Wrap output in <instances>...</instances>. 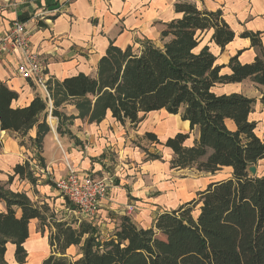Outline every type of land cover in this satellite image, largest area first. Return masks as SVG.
<instances>
[{
  "label": "trees",
  "instance_id": "trees-1",
  "mask_svg": "<svg viewBox=\"0 0 264 264\" xmlns=\"http://www.w3.org/2000/svg\"><path fill=\"white\" fill-rule=\"evenodd\" d=\"M175 8L182 15L165 23L162 45L145 39L134 51L111 43L98 64L97 76L81 72L55 83L52 115L59 118L57 131L70 133L63 125L75 116L60 109L70 98L76 103L77 116L89 122L104 120L108 111L121 124L129 121L135 126L153 111L181 115L190 131L164 141L154 131L146 132V139L173 150V168L196 167L212 174L230 168V176L208 183L197 198L159 212L150 227L127 214L121 216L108 238L102 237L95 222L58 219L49 204H37L26 192L12 191L0 181V199L5 201L0 211V264H11L6 257L10 244L17 264L27 261L25 242L33 218L39 220L42 234L49 230L51 253L42 264H264V173H258L264 139L256 132V121L250 119L256 100L239 92L215 90L219 84L245 78L264 86L260 33H241L258 48L255 59L241 63L238 54L232 56L231 71L223 73L216 54L208 44L202 45L210 29L212 40L222 49L235 39L222 10L201 9L188 1H179ZM18 95L0 86V150L3 131L26 135L33 127H37L33 142L40 149L51 129L49 104L35 96L29 105L13 107ZM195 131L198 135L189 142ZM147 151L151 159L161 158ZM252 165L257 166L256 175L249 171ZM17 176L38 181L29 161L16 163L8 181ZM68 206L74 208L71 203ZM72 245L79 247L76 257L67 254Z\"/></svg>",
  "mask_w": 264,
  "mask_h": 264
},
{
  "label": "crops",
  "instance_id": "crops-1",
  "mask_svg": "<svg viewBox=\"0 0 264 264\" xmlns=\"http://www.w3.org/2000/svg\"><path fill=\"white\" fill-rule=\"evenodd\" d=\"M179 1L192 2L209 11L222 10L224 20L236 34L235 39L222 49L212 40L213 30L210 29L204 34L202 45L208 44L216 54L217 62L224 65L223 73L231 71L228 62L232 56L238 54L241 63L252 62L259 52L252 45L251 38L241 36V33L258 31L264 45V0H0V34L9 33L15 21L25 23L31 32L34 48L46 65L48 84L53 94L55 83L67 77L81 72L97 76L98 64L111 43L123 49L131 46L134 51L145 39L162 45L161 32L165 23L182 15L175 8ZM23 59L18 49L0 52L1 85L19 94L12 101L13 107L27 106L35 96L45 100L43 90L36 83L25 80L17 73V64ZM215 90L227 94L239 92L255 98L250 119L256 121V132L264 139V86L245 78L241 82L219 84ZM74 102L70 98L60 106L66 115L75 116V119L63 125V130H68L72 135L65 131L59 134V118L56 121L53 116L49 117V124L55 128L51 127L46 133L40 149L33 142L37 127L30 128L26 135L16 131L2 132L0 171L3 170V173L0 174V181L7 183L12 191L26 192L40 205L50 199L63 202L65 197L53 190L52 182L56 183L67 172L68 162L85 173L111 176L113 184L109 196L101 203V211L113 215L115 226L120 225V218L117 217L125 214L139 225L149 226L145 177V166L148 165L144 161L143 132L146 134L154 130L149 128L148 119L137 126L129 121L121 124L108 111L104 120L89 122L87 118L77 116L78 109ZM170 120L173 121L172 125L168 124L170 131L161 136L164 140L187 131L185 128L189 127L188 121H184L183 128H179L175 119ZM229 124L233 126L232 121ZM166 149L167 154L173 155L170 147ZM25 161H29L35 169L38 181L30 184L27 179L17 176L13 182H9L16 163ZM162 165L153 161L149 168L157 167L154 171L158 176ZM226 169L230 171V168ZM34 185H37L36 190L41 197L33 193ZM130 204L136 207L135 211L125 210ZM4 209L5 201L0 199V211ZM35 221L39 224L37 218L29 222L30 235L25 242L27 260L30 262L31 257L34 259L33 255L41 250L44 253L41 255L43 263L51 253V245L48 239L37 235L35 227L32 229L31 223ZM11 245L12 249L8 248L6 257L11 255L15 259V247Z\"/></svg>",
  "mask_w": 264,
  "mask_h": 264
},
{
  "label": "rangeland",
  "instance_id": "rangeland-1",
  "mask_svg": "<svg viewBox=\"0 0 264 264\" xmlns=\"http://www.w3.org/2000/svg\"><path fill=\"white\" fill-rule=\"evenodd\" d=\"M264 100V97H263ZM147 119L150 123L149 128L153 129L157 135L159 136L160 140H163L161 136H163L166 133H168L170 130L169 125H172L173 121L170 119H175L177 122V125L179 128H183L184 121L181 119V115H173L166 113L165 111H154L147 115ZM47 119L49 120V115L47 116ZM50 121V120H49ZM57 121V119H56ZM169 124V125H168ZM168 125V126H167ZM56 126V125H55ZM151 126V127H150ZM264 127V121L263 125ZM53 128H55L53 126ZM185 130H189V127L185 128ZM196 135V132H193L191 134V138L189 139V142L194 136ZM143 146H144V161L148 166H145V177H146V192H147V207H148V222L150 227L153 224V220L155 219L156 215L159 212L170 210L172 208L179 207L180 204L185 203V201L190 200L192 198L198 197V192L205 188V186L217 179H223L230 176V171L226 168L218 170L215 172V174H212L210 172L197 170L196 167L193 168H173L171 166L170 158L173 156L172 154H167V149L162 144H156V143H150L146 137L145 133L143 132ZM152 151V153H157L161 155V158L158 160L151 159L149 156V153L147 150ZM147 160H150L152 163H149ZM153 161L158 163L159 165L163 163V167L160 171V174H158L159 178H157V171H154V169H158L157 167L149 168V166L153 165ZM3 173V170L0 171V174ZM164 173V174H163ZM258 173H264V160L260 161L258 165ZM46 180H43L45 182ZM27 183L33 184L30 181L27 180ZM26 185V184H25ZM53 190L59 192L56 189V183L55 181L52 182ZM179 187V188H178ZM6 188H9V186L6 184ZM33 193L39 195L41 197L42 195L37 192V185H34ZM10 189V188H9ZM24 189V188H23ZM61 196V194H58ZM60 196H56V198H59ZM47 204L50 205V208L54 209L57 218L58 219H64L66 218L68 221H75V218L77 215L72 213V211H69L66 209V206L70 204L66 198L63 199V202H53L52 199L46 201ZM126 208V207H125ZM67 210V211H66ZM126 211L127 208L125 209ZM19 212V210H18ZM198 207L195 208L194 213L197 214ZM104 213V214H103ZM137 214V212H136ZM113 215L109 212L106 214L104 211H101L99 217L94 221L101 230V235L103 238H108L111 233L117 228L115 226ZM111 218V219H110ZM116 218V217H114ZM120 218V217H117ZM32 229L35 227L37 230V235L42 238L44 237L46 240L49 237V230H46L45 234L43 236L41 235L40 231V225L38 224V221H35V223H31ZM143 226V225H142ZM9 248L12 249V245H9ZM41 254H34V259L31 257L30 262L27 260L25 264H42L41 262V255L43 251L39 250ZM11 254V253H10ZM67 254L73 257L78 256L79 254V247L73 246L68 251ZM11 257V255H10ZM7 259L11 264H17L16 259L13 257ZM37 257V258H36Z\"/></svg>",
  "mask_w": 264,
  "mask_h": 264
},
{
  "label": "built area",
  "instance_id": "built-area-1",
  "mask_svg": "<svg viewBox=\"0 0 264 264\" xmlns=\"http://www.w3.org/2000/svg\"><path fill=\"white\" fill-rule=\"evenodd\" d=\"M15 49L20 50L24 58L17 64V73L27 81L32 80L43 90L49 104L48 115L53 116L54 103L48 84L46 65L34 48L30 30L21 21H15L9 33L0 34V52H10ZM53 117L58 120L57 117ZM50 126L53 127L52 124ZM66 164L67 172L56 181V189L74 206V208L69 206L66 208L77 215V218L94 222L100 215L102 201L109 196L113 179L110 175L96 176L82 172L68 162ZM126 208L128 212L136 210L132 204L127 205Z\"/></svg>",
  "mask_w": 264,
  "mask_h": 264
},
{
  "label": "water",
  "instance_id": "water-1",
  "mask_svg": "<svg viewBox=\"0 0 264 264\" xmlns=\"http://www.w3.org/2000/svg\"><path fill=\"white\" fill-rule=\"evenodd\" d=\"M249 171H250V173H252L253 175H256V174H257V166L252 165V166L249 168Z\"/></svg>",
  "mask_w": 264,
  "mask_h": 264
},
{
  "label": "bare ground",
  "instance_id": "bare-ground-1",
  "mask_svg": "<svg viewBox=\"0 0 264 264\" xmlns=\"http://www.w3.org/2000/svg\"><path fill=\"white\" fill-rule=\"evenodd\" d=\"M50 118H52V116H50ZM179 188V187H178ZM37 258V257H36Z\"/></svg>",
  "mask_w": 264,
  "mask_h": 264
}]
</instances>
